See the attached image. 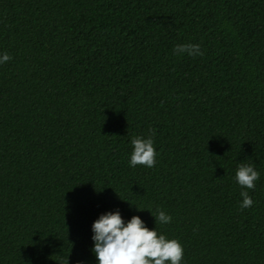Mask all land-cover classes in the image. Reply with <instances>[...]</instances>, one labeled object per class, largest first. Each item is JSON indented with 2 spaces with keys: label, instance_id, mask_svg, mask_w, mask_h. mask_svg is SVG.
Here are the masks:
<instances>
[{
  "label": "trees",
  "instance_id": "1",
  "mask_svg": "<svg viewBox=\"0 0 264 264\" xmlns=\"http://www.w3.org/2000/svg\"><path fill=\"white\" fill-rule=\"evenodd\" d=\"M5 52L0 264H98L91 225L117 209L182 264H264V0H0ZM149 129L156 165L132 167Z\"/></svg>",
  "mask_w": 264,
  "mask_h": 264
},
{
  "label": "clouds",
  "instance_id": "2",
  "mask_svg": "<svg viewBox=\"0 0 264 264\" xmlns=\"http://www.w3.org/2000/svg\"><path fill=\"white\" fill-rule=\"evenodd\" d=\"M173 52L177 55L202 56L199 44H178ZM12 57L0 54V64L7 63ZM155 129H149L147 137L137 136L131 140L133 150L130 157L132 167L152 168L158 155L153 137ZM260 173L253 164L241 162L235 172V180L242 189H255ZM241 209L254 204L247 190L241 191ZM138 211H143L137 209ZM153 216V215H152ZM155 218L161 224H168L172 217L159 210ZM93 248L98 264H182L184 247L178 239H168L155 228L150 229L140 216L133 215L125 221L119 209L107 211L98 216L91 225ZM63 264H69L68 258Z\"/></svg>",
  "mask_w": 264,
  "mask_h": 264
}]
</instances>
